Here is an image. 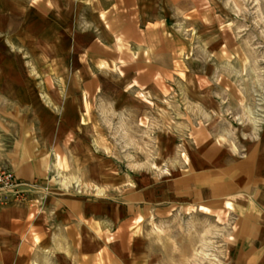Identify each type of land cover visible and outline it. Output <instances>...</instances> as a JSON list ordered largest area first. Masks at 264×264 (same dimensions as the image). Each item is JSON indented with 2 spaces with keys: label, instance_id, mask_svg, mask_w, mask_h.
<instances>
[{
  "label": "crops",
  "instance_id": "obj_1",
  "mask_svg": "<svg viewBox=\"0 0 264 264\" xmlns=\"http://www.w3.org/2000/svg\"><path fill=\"white\" fill-rule=\"evenodd\" d=\"M224 3L231 38L264 39V0H209L211 55ZM171 12L170 0H0V168L35 186L0 210V264H264V108L230 139L198 121L203 101L195 116L176 107ZM109 75L125 94H101ZM140 150L162 165L140 166Z\"/></svg>",
  "mask_w": 264,
  "mask_h": 264
},
{
  "label": "rangeland",
  "instance_id": "obj_2",
  "mask_svg": "<svg viewBox=\"0 0 264 264\" xmlns=\"http://www.w3.org/2000/svg\"><path fill=\"white\" fill-rule=\"evenodd\" d=\"M200 1L170 0V36L172 41L176 38L175 42H172V49L176 53L172 54L168 61L176 67L180 66L181 70L172 71L174 78H182L186 82L179 85L177 81H173L174 85L168 92L179 101L176 107L181 108L187 115L193 116L196 111L191 108L195 105L193 101H203L200 105L206 107L207 113L197 114L202 116L198 121L216 129L221 137L243 139L255 131L263 113L264 104L257 101V95L261 94L263 89L260 82L264 81V39L242 38L237 34L235 38H231L225 23L230 15L226 12L227 5L224 3L223 7L220 6L219 14L220 52L217 56L211 55V42L216 40L215 36L211 37L209 0H202L205 4L202 13ZM196 15L199 20L203 17V25L207 27L202 36L196 33ZM233 17L242 20L241 14ZM236 25L242 28L241 25ZM211 64L218 65L212 69ZM229 79L233 80L232 84H228ZM106 83V86L101 88V94L112 96L126 93L125 88L119 86L113 76L109 75ZM183 97L186 99H182ZM97 106L98 103L92 104L94 109H97ZM179 119L181 118H173L172 124L182 121ZM94 154L96 157L102 155L98 151ZM138 156L140 164H143L140 166H146L147 158L159 162V166L163 162L162 152L140 150ZM130 168L132 166L127 162L123 166V173ZM173 235L172 237L177 239V232ZM191 236L194 238V235Z\"/></svg>",
  "mask_w": 264,
  "mask_h": 264
},
{
  "label": "built area",
  "instance_id": "obj_3",
  "mask_svg": "<svg viewBox=\"0 0 264 264\" xmlns=\"http://www.w3.org/2000/svg\"><path fill=\"white\" fill-rule=\"evenodd\" d=\"M34 187V185L19 182L12 172L0 168V210L28 202L30 191Z\"/></svg>",
  "mask_w": 264,
  "mask_h": 264
}]
</instances>
